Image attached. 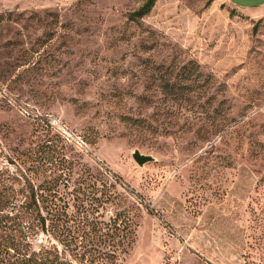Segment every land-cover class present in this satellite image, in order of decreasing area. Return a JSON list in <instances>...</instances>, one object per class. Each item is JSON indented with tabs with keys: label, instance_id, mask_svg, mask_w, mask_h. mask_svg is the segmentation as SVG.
I'll return each instance as SVG.
<instances>
[{
	"label": "rangeland",
	"instance_id": "1",
	"mask_svg": "<svg viewBox=\"0 0 264 264\" xmlns=\"http://www.w3.org/2000/svg\"><path fill=\"white\" fill-rule=\"evenodd\" d=\"M144 1L0 0V180L74 261L264 264V0Z\"/></svg>",
	"mask_w": 264,
	"mask_h": 264
},
{
	"label": "trees",
	"instance_id": "2",
	"mask_svg": "<svg viewBox=\"0 0 264 264\" xmlns=\"http://www.w3.org/2000/svg\"><path fill=\"white\" fill-rule=\"evenodd\" d=\"M156 0H145L130 16L134 20L151 12ZM0 180V264H87L82 260H72L56 245L35 247L33 238L38 230L51 232L56 227L54 217L60 219L61 211L52 194H39L31 190L29 201L19 204L17 191ZM40 197L47 204L39 203ZM47 208V215L43 211ZM53 211L56 215L53 217ZM26 215L34 216L35 222H27Z\"/></svg>",
	"mask_w": 264,
	"mask_h": 264
},
{
	"label": "water",
	"instance_id": "3",
	"mask_svg": "<svg viewBox=\"0 0 264 264\" xmlns=\"http://www.w3.org/2000/svg\"><path fill=\"white\" fill-rule=\"evenodd\" d=\"M134 159L140 164L144 165L147 162L153 161L154 157L152 155L144 154L139 149H136L133 152Z\"/></svg>",
	"mask_w": 264,
	"mask_h": 264
},
{
	"label": "crops",
	"instance_id": "4",
	"mask_svg": "<svg viewBox=\"0 0 264 264\" xmlns=\"http://www.w3.org/2000/svg\"><path fill=\"white\" fill-rule=\"evenodd\" d=\"M263 5H264V3H263Z\"/></svg>",
	"mask_w": 264,
	"mask_h": 264
}]
</instances>
